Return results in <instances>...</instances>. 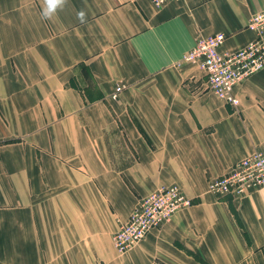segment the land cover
Masks as SVG:
<instances>
[{
    "label": "crops",
    "instance_id": "0c3cea01",
    "mask_svg": "<svg viewBox=\"0 0 264 264\" xmlns=\"http://www.w3.org/2000/svg\"><path fill=\"white\" fill-rule=\"evenodd\" d=\"M42 4L0 0V264H264V186L209 189L264 151V69L235 107L184 59L218 32L221 51L248 44L264 0H69L50 20ZM171 185L193 204L120 252L121 224Z\"/></svg>",
    "mask_w": 264,
    "mask_h": 264
},
{
    "label": "built area",
    "instance_id": "2783aa9c",
    "mask_svg": "<svg viewBox=\"0 0 264 264\" xmlns=\"http://www.w3.org/2000/svg\"><path fill=\"white\" fill-rule=\"evenodd\" d=\"M163 6L170 0H151ZM247 27L255 33L248 44L234 51H221L226 34L215 33L199 39L185 56L186 61L199 65L208 77L210 87L219 97L237 107L240 99L234 89L264 69V11L254 14ZM117 90H121L119 87ZM264 186V151L255 150L237 161L223 175L214 179L212 192L244 196ZM193 204L178 185L164 186L145 196L132 211L128 221L113 235L120 252H126L142 241L148 233L161 227L180 210Z\"/></svg>",
    "mask_w": 264,
    "mask_h": 264
},
{
    "label": "clouds",
    "instance_id": "9594fccd",
    "mask_svg": "<svg viewBox=\"0 0 264 264\" xmlns=\"http://www.w3.org/2000/svg\"><path fill=\"white\" fill-rule=\"evenodd\" d=\"M69 0H43L41 9V19L50 20L57 15L58 12L63 11L68 5ZM77 19L80 23L84 24L87 22V14L81 9L77 13Z\"/></svg>",
    "mask_w": 264,
    "mask_h": 264
},
{
    "label": "rangeland",
    "instance_id": "374dc122",
    "mask_svg": "<svg viewBox=\"0 0 264 264\" xmlns=\"http://www.w3.org/2000/svg\"><path fill=\"white\" fill-rule=\"evenodd\" d=\"M209 189H210V188H209ZM210 191H211V190H210ZM192 202H193V200H192ZM170 220H171V219H170ZM170 220H169V221H170ZM167 222H168V221H167ZM122 224H123V223H122ZM122 224H121V225H122Z\"/></svg>",
    "mask_w": 264,
    "mask_h": 264
}]
</instances>
